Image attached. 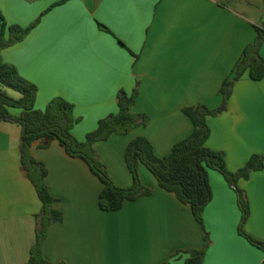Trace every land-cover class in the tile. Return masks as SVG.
<instances>
[{
	"label": "crops",
	"instance_id": "0c3cea01",
	"mask_svg": "<svg viewBox=\"0 0 264 264\" xmlns=\"http://www.w3.org/2000/svg\"><path fill=\"white\" fill-rule=\"evenodd\" d=\"M0 15L8 26L38 20L1 58L37 87L35 109L43 111L57 97L73 105L72 134L79 142L117 112L119 90L137 88L131 109L149 123L94 145L113 183L128 188L127 144L144 137L161 158L193 130L183 108L220 105L222 82L231 79L243 49L255 40L254 26L264 21V0H0ZM259 54L264 60V40ZM0 91L20 97L1 85ZM206 122L205 146L224 154L229 171L253 154L264 157V77L253 81L245 72L226 111ZM20 146L21 128L0 122V264H28L41 210L21 168ZM30 153L44 165L46 186L62 215L49 226L42 249L52 264H185L187 251L203 246L205 232L203 264L264 262V252L238 234L236 194L217 171L208 170L212 200L203 230L190 207L159 188L142 165L141 181L151 194L107 212L98 206L99 179L57 140H36ZM237 185L249 206L244 231L264 243V168Z\"/></svg>",
	"mask_w": 264,
	"mask_h": 264
},
{
	"label": "trees",
	"instance_id": "16d2710c",
	"mask_svg": "<svg viewBox=\"0 0 264 264\" xmlns=\"http://www.w3.org/2000/svg\"><path fill=\"white\" fill-rule=\"evenodd\" d=\"M37 23L38 20L27 27L8 26L0 15V85L20 95L18 99H14L0 91V122L17 124L21 128V168L41 202V210L36 216L35 244L30 249L28 264H52L43 257L42 249L49 226L62 219L61 212L54 207L55 199L50 195L45 183L47 171L30 153L32 143L44 139L57 140L69 157L83 160L90 172L99 179L102 184L98 199L100 210L115 212L126 202L151 194L141 181L139 166L142 165L155 178L159 188L174 194L179 202L190 207L195 221L203 230V212L212 200L208 170L217 171L236 194L241 212L238 234L264 252V243L253 239L244 231L249 206L243 190L237 185L239 180H247L252 172L263 170L264 157L253 154L243 167L231 172L226 167L224 154L205 146L210 134L207 117H215L226 111L234 83L245 72H248L253 81L264 77V60L259 54L264 40V21L254 26L255 40L243 49L241 58L233 67L231 79L222 82L219 88L220 105L215 109H210L204 104L182 109L193 125L188 137L175 143L161 158L154 154L151 144L144 137H136L127 144L124 161L132 179L128 188L113 183L99 160L94 145L106 141L112 135H127L149 123L148 116L135 113L131 109L138 95L137 88L130 94L119 90L117 112L99 120L95 130L86 134L84 141L79 142L72 134L73 126L77 123L73 105L57 97L48 102L43 111L35 109L37 87L23 79L14 66L3 62L1 58L2 50L22 42ZM99 27L107 31L102 25ZM13 109L19 110L20 113H12ZM208 244L209 238L205 232L203 246L200 249L188 250L185 264H203Z\"/></svg>",
	"mask_w": 264,
	"mask_h": 264
},
{
	"label": "rangeland",
	"instance_id": "374dc122",
	"mask_svg": "<svg viewBox=\"0 0 264 264\" xmlns=\"http://www.w3.org/2000/svg\"><path fill=\"white\" fill-rule=\"evenodd\" d=\"M11 93H12L13 95H17V94H18V93H17V92H15V91H14V92H11ZM16 93H17V94H16Z\"/></svg>",
	"mask_w": 264,
	"mask_h": 264
}]
</instances>
